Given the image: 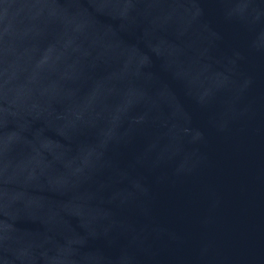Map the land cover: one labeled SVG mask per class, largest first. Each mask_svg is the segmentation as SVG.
Returning a JSON list of instances; mask_svg holds the SVG:
<instances>
[{
    "label": "water",
    "instance_id": "obj_1",
    "mask_svg": "<svg viewBox=\"0 0 264 264\" xmlns=\"http://www.w3.org/2000/svg\"><path fill=\"white\" fill-rule=\"evenodd\" d=\"M0 264H264V0H0Z\"/></svg>",
    "mask_w": 264,
    "mask_h": 264
}]
</instances>
